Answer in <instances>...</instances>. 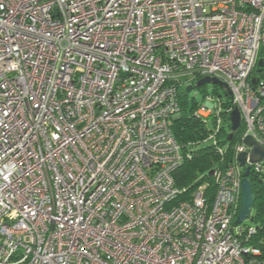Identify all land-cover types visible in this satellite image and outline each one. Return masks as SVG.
<instances>
[{
  "label": "built area",
  "instance_id": "built-area-1",
  "mask_svg": "<svg viewBox=\"0 0 264 264\" xmlns=\"http://www.w3.org/2000/svg\"><path fill=\"white\" fill-rule=\"evenodd\" d=\"M261 53L264 0H0V264H264ZM183 76L220 162L181 199Z\"/></svg>",
  "mask_w": 264,
  "mask_h": 264
},
{
  "label": "trees",
  "instance_id": "trees-1",
  "mask_svg": "<svg viewBox=\"0 0 264 264\" xmlns=\"http://www.w3.org/2000/svg\"><path fill=\"white\" fill-rule=\"evenodd\" d=\"M264 53L261 57L264 59ZM180 111L173 120V133L180 144L183 152H187L190 157L173 172V178L177 187L182 189L180 198L190 197L192 193L206 183L208 192L213 191L210 174L211 170L220 162L216 151L208 143H202L206 137L209 128L200 119L195 117L194 112L200 103L192 99L190 105H185L183 100L186 99L184 91L180 92ZM227 95V93H226ZM252 192L254 196L253 209L254 213L250 215V220L256 225L264 228V187L250 178Z\"/></svg>",
  "mask_w": 264,
  "mask_h": 264
},
{
  "label": "water",
  "instance_id": "water-1",
  "mask_svg": "<svg viewBox=\"0 0 264 264\" xmlns=\"http://www.w3.org/2000/svg\"><path fill=\"white\" fill-rule=\"evenodd\" d=\"M263 66L262 60L258 61V68H261ZM257 72H260V69L257 70ZM256 80L253 79L252 83H255ZM206 83L210 84H218V80L215 78H208L205 77L199 81L196 82L195 86L200 87ZM192 89V86H187L184 90V93L187 95L190 90ZM230 123H231V133L228 135V141H230L233 138L234 132L237 131L240 127V115L237 109H234L230 114ZM245 144L252 145L253 149L251 152V161L255 162L260 160L261 158H264V150L258 146L251 137H246L244 140ZM245 160L244 155L239 156V161L241 162V165H243ZM249 176V168H247L243 174V180L241 182V200H240V208H239V214L235 220V225L238 226L241 223H243L246 219H248L251 215V210L253 208L254 203V196L252 192V187L250 180L248 178Z\"/></svg>",
  "mask_w": 264,
  "mask_h": 264
},
{
  "label": "rangeland",
  "instance_id": "rangeland-1",
  "mask_svg": "<svg viewBox=\"0 0 264 264\" xmlns=\"http://www.w3.org/2000/svg\"><path fill=\"white\" fill-rule=\"evenodd\" d=\"M180 80L183 83H185V86H183V88L187 87L190 84V76H183V77L180 78ZM185 89H183V91ZM214 89H217V91H221L220 87H218V86L214 87V85L210 84V83H206V84H204V85H202L200 87H196L194 85V87L190 90V92L187 95L184 93L186 95V99L183 100V103L185 105H187V104L190 105L192 103V99L194 98V101H196V102L200 101V103L197 105V107H199L201 105L202 97H204L205 92L210 93ZM205 138L202 139V141H201L202 143L204 142ZM251 213L252 214L254 213V209L253 208L251 210ZM253 224H254L253 221H251L250 219H246L243 222V225H245V226H251Z\"/></svg>",
  "mask_w": 264,
  "mask_h": 264
}]
</instances>
